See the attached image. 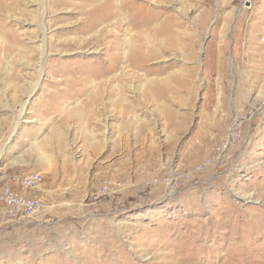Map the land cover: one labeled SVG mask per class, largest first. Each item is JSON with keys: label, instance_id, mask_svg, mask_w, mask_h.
Listing matches in <instances>:
<instances>
[{"label": "rangeland", "instance_id": "374dc122", "mask_svg": "<svg viewBox=\"0 0 264 264\" xmlns=\"http://www.w3.org/2000/svg\"><path fill=\"white\" fill-rule=\"evenodd\" d=\"M146 4L173 30L100 83L91 6L0 0V190L38 172L44 202L0 210V264H264V0Z\"/></svg>", "mask_w": 264, "mask_h": 264}, {"label": "bare ground", "instance_id": "6f19581e", "mask_svg": "<svg viewBox=\"0 0 264 264\" xmlns=\"http://www.w3.org/2000/svg\"><path fill=\"white\" fill-rule=\"evenodd\" d=\"M83 1L86 6H91V8L84 11L86 17L77 29L78 32L88 35L84 41L83 39L80 40V49L84 51L91 50L92 53L97 54L100 44L103 45L104 57L99 63L92 66L90 72H88L89 74L97 72L98 75L96 78L100 83L110 82L111 80L117 83L119 76H117L116 72L122 71L126 67L139 69L142 64L147 62L149 58L158 51L157 47L160 46L158 38L169 32L171 33L173 30L170 17L158 21V16L152 15L151 10L145 6L148 1L156 5L158 2L165 3L170 0H98L99 2L97 0H82V2ZM44 13L45 8L42 12V16H44ZM110 22H113L114 28L117 29V33L123 32L125 35H129V38L122 42L119 41V38H117L119 34H111V31L107 29ZM42 29L43 32H45V26H43ZM45 51L46 44L42 42L39 46V77L43 71ZM89 76L90 75H87L85 79L80 82L81 87L88 84L90 80ZM93 82L94 80H92V83ZM37 84L38 83H36L35 87ZM21 114L22 112L20 116ZM19 119L15 121V126L19 123ZM23 122L27 121L24 120ZM236 195L243 201L257 202V200L254 199L255 196L253 193L244 192L237 193ZM231 231L234 232L233 230ZM231 259L233 258L231 257ZM180 263H182V261Z\"/></svg>", "mask_w": 264, "mask_h": 264}, {"label": "built area", "instance_id": "2783aa9c", "mask_svg": "<svg viewBox=\"0 0 264 264\" xmlns=\"http://www.w3.org/2000/svg\"><path fill=\"white\" fill-rule=\"evenodd\" d=\"M243 120L244 116H238L229 124L226 130V143L234 140L240 133ZM42 181V175L33 172L21 178L20 187L22 192L13 191L9 188L0 190V210L7 211L11 216L32 215L39 212L44 206L43 199L38 196H28L27 193L36 192ZM102 190L105 192L107 188L103 187Z\"/></svg>", "mask_w": 264, "mask_h": 264}, {"label": "crops", "instance_id": "0c3cea01", "mask_svg": "<svg viewBox=\"0 0 264 264\" xmlns=\"http://www.w3.org/2000/svg\"><path fill=\"white\" fill-rule=\"evenodd\" d=\"M5 186H7L5 184ZM14 191H21V187H20V181H19V184H16L15 187L13 188ZM22 192V191H21ZM28 196H35V193L31 192V193H27Z\"/></svg>", "mask_w": 264, "mask_h": 264}]
</instances>
